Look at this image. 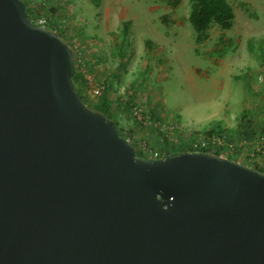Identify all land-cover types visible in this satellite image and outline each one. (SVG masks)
I'll list each match as a JSON object with an SVG mask.
<instances>
[{"label": "water", "instance_id": "water-1", "mask_svg": "<svg viewBox=\"0 0 264 264\" xmlns=\"http://www.w3.org/2000/svg\"><path fill=\"white\" fill-rule=\"evenodd\" d=\"M75 74L60 33L0 0V264H264V172L139 157Z\"/></svg>", "mask_w": 264, "mask_h": 264}, {"label": "rangeland", "instance_id": "rangeland-1", "mask_svg": "<svg viewBox=\"0 0 264 264\" xmlns=\"http://www.w3.org/2000/svg\"><path fill=\"white\" fill-rule=\"evenodd\" d=\"M25 1L33 9H55L52 17L79 57V90L85 95L87 78L104 82L117 128L137 147L146 141L161 157L169 151L166 132L142 126L125 107L131 100L148 116L154 107L166 126L178 125L171 143L193 147L194 136L218 125L232 142L247 139L224 156L264 168L250 156L264 132V0H228L233 26L212 23L200 43L188 21L190 0ZM124 22H130L127 36ZM85 98L94 108L97 100ZM246 121L256 125L250 137L242 133Z\"/></svg>", "mask_w": 264, "mask_h": 264}, {"label": "trees", "instance_id": "trees-1", "mask_svg": "<svg viewBox=\"0 0 264 264\" xmlns=\"http://www.w3.org/2000/svg\"><path fill=\"white\" fill-rule=\"evenodd\" d=\"M176 2L178 3V1ZM190 2H191V9H190V13L188 16V21L191 27L193 28L194 32L196 33L197 43H200L205 40L206 32L208 31L212 23L217 24L223 30H229L233 26L235 14H234L233 7L228 0H190ZM25 4H26V9L28 11V14L31 17L37 18L38 16L46 15L47 13H50L53 17H55L56 11L54 8H50L48 11H45L42 6H40L39 8L33 9L31 6L28 5L27 1H25ZM129 26H130V22L123 23L122 33L125 36H127L129 33ZM58 33H60V35L65 39V37L60 31H58ZM145 45L148 48H151L153 46V43L152 41L148 40L146 41ZM76 77L78 78L79 82L82 80V78L79 75V71L77 70H76ZM76 79H73L76 89L81 95L83 101L86 103L85 95H82V91L79 90L78 82L76 81ZM111 86L112 84L111 85L109 84L107 85V88L109 89L111 88ZM124 105L128 109L132 110V107L135 106V102L131 100V101L125 102ZM94 109L101 111L108 118L113 120L114 118L113 101L111 97L108 96V93H104L101 98L97 99ZM150 110H151V115L149 117L161 120V116L159 115L158 112H156V109L154 107ZM245 119H247V116L244 115L242 117V120L245 121ZM245 124H246L245 128L247 127L248 128L247 131L249 132L245 130V131H242V133H246L249 137L254 135L256 133V125L252 124L250 121H246ZM116 127H118L117 123H116ZM119 133L124 137V134L120 130H119ZM222 133H226V132L223 131V128L221 126L212 125L210 129H208L205 132V135L222 134ZM196 138L197 137L194 136V140ZM133 146L136 148V152L139 157L148 158L144 153H142L137 148L135 144H133ZM164 148L169 150L168 152L165 153V156L175 155L180 152H193V151L206 152L207 151L205 149H193L191 146H185L184 144L180 142L171 143L168 139H165L164 141ZM215 154L222 155L223 153L218 151ZM244 164L251 166L259 171L264 172V168H261L257 165H250L247 163H244Z\"/></svg>", "mask_w": 264, "mask_h": 264}, {"label": "built area", "instance_id": "built-area-1", "mask_svg": "<svg viewBox=\"0 0 264 264\" xmlns=\"http://www.w3.org/2000/svg\"><path fill=\"white\" fill-rule=\"evenodd\" d=\"M30 16V15H29ZM31 20L34 24L37 26H41L44 28L52 29L55 31H61L62 24H59L54 21L52 15L50 13H47L46 15L38 16L37 18L31 17ZM79 57L76 56V65ZM82 64V63H81ZM87 88L85 96L88 97L90 100H97L103 96L106 90V85L104 82H97L93 81L90 78H87ZM132 114L134 119L139 122L142 126L146 128H153L158 131H164L166 132V136L169 139L170 142H172V138H170V134L173 132L178 131L180 128L178 125H165L162 120L160 119H154L149 117L143 112V109L139 108L138 106H134L132 108ZM125 139L130 144H135L134 138L130 137L128 135H124ZM258 137V145L254 153L250 154L252 159L258 163H261L264 166V132L259 133L257 135ZM195 143H193V149H205L207 150L206 153L215 154L216 152L220 151L223 154L224 153H232L235 152V150H238L244 146V144L247 143V139L244 137L241 141L238 142H232L228 139L226 134H213V135H204L201 134L197 136L195 139ZM137 148L144 153L145 155H149L150 158H161V155H159L156 151H153V149L150 147V145L144 141L139 144ZM221 155L223 157H226L224 155ZM163 157V156H162ZM228 158V157H226Z\"/></svg>", "mask_w": 264, "mask_h": 264}, {"label": "crops", "instance_id": "crops-1", "mask_svg": "<svg viewBox=\"0 0 264 264\" xmlns=\"http://www.w3.org/2000/svg\"><path fill=\"white\" fill-rule=\"evenodd\" d=\"M66 39V38H65ZM67 41V40H66ZM151 115V114H150Z\"/></svg>", "mask_w": 264, "mask_h": 264}]
</instances>
